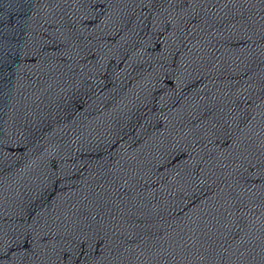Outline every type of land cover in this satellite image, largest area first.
<instances>
[{
  "label": "water",
  "instance_id": "water-1",
  "mask_svg": "<svg viewBox=\"0 0 264 264\" xmlns=\"http://www.w3.org/2000/svg\"><path fill=\"white\" fill-rule=\"evenodd\" d=\"M0 264H264V0H0Z\"/></svg>",
  "mask_w": 264,
  "mask_h": 264
}]
</instances>
